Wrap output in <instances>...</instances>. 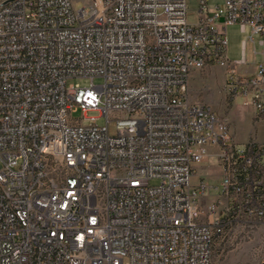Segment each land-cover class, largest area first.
<instances>
[{
  "label": "built area",
  "instance_id": "1",
  "mask_svg": "<svg viewBox=\"0 0 264 264\" xmlns=\"http://www.w3.org/2000/svg\"><path fill=\"white\" fill-rule=\"evenodd\" d=\"M190 17L186 0H0V264H210L232 221L264 223V141L186 89L219 66L264 119V0ZM230 25L259 62L227 57ZM210 155L215 182L196 174Z\"/></svg>",
  "mask_w": 264,
  "mask_h": 264
},
{
  "label": "rangeland",
  "instance_id": "2",
  "mask_svg": "<svg viewBox=\"0 0 264 264\" xmlns=\"http://www.w3.org/2000/svg\"><path fill=\"white\" fill-rule=\"evenodd\" d=\"M77 8L83 6L87 0H70ZM224 0H209L210 6H223ZM190 18L193 19L197 0H186ZM251 31L247 28L241 31L238 26L227 27V56L231 60L242 58L245 55L246 62L254 64L261 59V46L257 34L253 35V42L249 40ZM244 41H246L244 45ZM253 50L256 54H253ZM195 85L190 87L187 94L192 100H199L211 106L220 116L227 118L231 134L236 142L244 144L250 140L264 141V119L258 118L257 113L242 105V98H235L229 102L225 91L224 69L212 66L205 69H195ZM70 82L79 83L89 87V78H73ZM94 84H100V78H94ZM251 99V96H248ZM230 107V108H229ZM81 110L72 113V117L80 118ZM83 124L95 122L99 125L105 123V117L97 110H89L84 113ZM90 118H95L93 121ZM109 132L116 131L115 123L109 121ZM213 175L215 173V159L211 158L205 165ZM201 170L196 169V174L201 175ZM210 173V174H211ZM206 179H209L205 176ZM152 184L156 181L152 179ZM215 182V181H211ZM215 194L212 192L211 197ZM210 264H264V223L250 219H238L232 221L224 233L217 237L213 247L212 261Z\"/></svg>",
  "mask_w": 264,
  "mask_h": 264
},
{
  "label": "crops",
  "instance_id": "3",
  "mask_svg": "<svg viewBox=\"0 0 264 264\" xmlns=\"http://www.w3.org/2000/svg\"><path fill=\"white\" fill-rule=\"evenodd\" d=\"M231 26H237V25H231ZM238 59H240V58H238ZM194 85H195V71L192 72L190 77H188V81H187V85H186L187 92H188V90H190V87L192 88V86H194ZM249 108H251V107H249ZM209 151L213 153L215 151V148L214 147H210ZM211 158L215 159V168L216 169H215L214 175L211 172H209L210 170L206 169V167H205V165L208 163V161ZM198 168L202 171L201 175L203 177L207 176L209 178L207 180H209V181H216L220 177V166L218 165V162H217L216 158L214 156H212V155L208 156L203 163L198 164L196 169H198ZM194 170H195V166H194ZM194 180H195V175H194Z\"/></svg>",
  "mask_w": 264,
  "mask_h": 264
},
{
  "label": "water",
  "instance_id": "4",
  "mask_svg": "<svg viewBox=\"0 0 264 264\" xmlns=\"http://www.w3.org/2000/svg\"><path fill=\"white\" fill-rule=\"evenodd\" d=\"M222 20V19H221Z\"/></svg>",
  "mask_w": 264,
  "mask_h": 264
}]
</instances>
